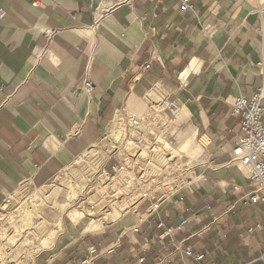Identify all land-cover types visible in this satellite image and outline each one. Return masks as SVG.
Returning a JSON list of instances; mask_svg holds the SVG:
<instances>
[{"label": "crops", "instance_id": "0c3cea01", "mask_svg": "<svg viewBox=\"0 0 264 264\" xmlns=\"http://www.w3.org/2000/svg\"><path fill=\"white\" fill-rule=\"evenodd\" d=\"M192 1L0 0V206L28 180L48 186L119 111L161 94L181 105L167 135L193 166L158 208L143 199L55 248L62 232L31 264L260 263L262 205L245 203L249 170L227 162L241 121L231 104L264 82V0Z\"/></svg>", "mask_w": 264, "mask_h": 264}, {"label": "bare ground", "instance_id": "6f19581e", "mask_svg": "<svg viewBox=\"0 0 264 264\" xmlns=\"http://www.w3.org/2000/svg\"><path fill=\"white\" fill-rule=\"evenodd\" d=\"M160 99L161 96L157 101L150 98L149 107L137 105L136 112L130 116L133 122L138 121L135 129H129L130 122L128 129L123 127V119L120 114H116L109 125L108 137L118 144L128 133L125 148L122 149L121 144L115 146L109 140L107 143L106 137L105 146L96 143L78 156L75 161L80 169L75 173L79 174L72 175L76 181L65 173L60 176V186H56L58 189H54L55 192L53 190L56 195L59 189L64 188L68 195L66 202L56 208L40 197L39 201L33 202L28 197L30 186L20 188L18 192H21L22 197L15 198L14 193L6 199L2 208L10 211L0 228V264H30L29 260L48 248L61 232H69L73 228H78L82 234L101 231L106 224L116 222L124 210L139 199L145 196L156 198L167 187L173 189L175 184L183 183L181 178L191 174L183 170H191L193 166L167 135L173 124L170 118L169 121L166 119L168 115L159 105ZM150 109L155 112L146 114ZM110 144L117 150V157L123 163L122 167H117V173H110L103 168L113 153V150L110 154L107 152ZM106 154L108 158L105 161ZM86 158L88 163L95 159L99 161L95 167L89 168V172L84 170ZM81 176L82 181H87L85 191L94 185L95 192H88L86 200L68 214L69 223L65 227L62 219L64 210L79 200V194L84 193V187L76 185Z\"/></svg>", "mask_w": 264, "mask_h": 264}, {"label": "built area", "instance_id": "2783aa9c", "mask_svg": "<svg viewBox=\"0 0 264 264\" xmlns=\"http://www.w3.org/2000/svg\"><path fill=\"white\" fill-rule=\"evenodd\" d=\"M157 2H164L167 0H156ZM178 4L183 10L193 9L194 3L192 0H172ZM7 12L4 9H0V20L6 16ZM86 90H91L93 88L92 82L85 80ZM159 105L162 106L163 111L168 115L170 120H173L178 114L181 105L176 100L169 99L166 95L161 94V99L159 100ZM231 109L234 114L241 117L239 124V136L234 144L231 152V159L227 162L229 166H235L239 169L249 170V179L252 186V190L246 199L245 203L250 204H260L262 205V213L264 216V82L257 88L251 97L238 96L234 98ZM135 125H138V121H134ZM129 136V135H128ZM107 137L106 132L103 134L101 139ZM110 141V140H109ZM117 151L113 148V152ZM115 154V153H114ZM115 157V158H114ZM114 158L116 164H112L111 169L107 168V164ZM120 158L116 155L111 154L108 161L104 165V170H108L110 173L114 170L117 172V167H122L123 163ZM112 170V171H111ZM183 171L188 172L190 169H184ZM102 173H104L102 171ZM192 175V174H191ZM182 177L183 183L175 184L173 189L166 188L163 194H157L156 201L153 206L159 207L160 203L170 200L171 198L178 195L182 190L188 188L189 183L192 181V176ZM96 183V181H95ZM94 183V184H95ZM93 186V185H92ZM95 192L94 191L92 194ZM15 192H8L6 199L13 195ZM150 198L145 196L143 199ZM5 199V200H6ZM131 204L127 207L123 215L130 213L134 206H136L141 200ZM210 208V206H209ZM138 218L141 220V216ZM185 220L179 224V228L183 227ZM263 228L261 222H257L254 225H248L246 230L247 233L253 234L256 230ZM133 230L137 231L138 226H133ZM92 251H95L94 249ZM185 255L188 257H193L195 260L200 261L203 258L201 253L196 254L192 246L185 247ZM144 261V256L140 259ZM259 264H264V255L260 256Z\"/></svg>", "mask_w": 264, "mask_h": 264}, {"label": "rangeland", "instance_id": "374dc122", "mask_svg": "<svg viewBox=\"0 0 264 264\" xmlns=\"http://www.w3.org/2000/svg\"><path fill=\"white\" fill-rule=\"evenodd\" d=\"M149 107V106H148ZM153 112H155V111H152V109H150L149 110V112H147L146 114H152ZM118 114H120V116H121V118L123 119V127H125L126 129H128V124H129V122H130V125H129V129L131 130V129H135L136 128V126H135V124H134V122L132 121V119L130 118V116H131V113L130 112H128V113H126V112H121V111H119L118 112ZM145 114V115H146ZM142 117V116H141ZM166 119L169 121V117H166ZM153 124V123H152ZM159 125L162 127V128H164L160 123H159ZM135 127V128H134ZM126 133H127V131H126ZM128 134V133H127ZM127 134H126V138L124 139V140H122L121 141V143H114V142H112V139L110 140L109 139V128H108V130H107V132H106V135H107V137H108V139L106 140L107 141V143H108V140H110L111 142H112V144L113 145H115V146H117V145H120L121 144V146H123V148L122 149H124L125 148V145H126V143H127ZM163 140V139H162ZM104 141H105V139L104 140H102V139H100L99 140V142L97 143V144H103L104 143ZM112 144H110L109 146H110V149L108 150V147L106 148V150H108L107 152L110 154V151L112 152V150H113V146H111ZM123 144V145H122ZM104 146H105V144H103ZM115 153V154H114ZM113 155H116L117 156V151H115V152H113L112 153ZM108 158V154H106V158H105V161H106V159ZM115 158V157H114ZM114 158H112L111 159V164H116V162H115V159ZM85 164V166H84V164ZM82 163V165L84 166V170L86 169L87 170V172H89V168L90 167H95L98 163H99V161L97 160V159H95L93 162H91V163H88V158H86V162H83ZM93 163V164H92ZM122 163V162H121ZM70 165V167L67 169V170H63L52 182H50L49 184H48V186H46V187H43V188H39V189H35V186L34 185H32V184H29V183H27V182H29V181H31V180H28V181H26V182H24L19 188H18V190L17 191H15V194H16V196H15V198H17V197H22L21 195V192H18L19 190H20V188L22 187V188H24L23 186H30L31 187V192L29 191V196L28 197H30L31 198V200H33V202H35V201H39V197L40 198H43V199H45V200H47V202L48 203H50V205H51V207L52 208H54L55 206H59V204L61 203H64V202H66L67 200H68V195H67V193H66V190L64 189V188H62V189H59V191H58V193L56 194V195H54V192H55V190L54 189H56L57 187L56 186H60V182H61V179H60V176H62V175H64L65 173H67V175L69 176V177H71L74 181H76V179H74L73 178V174L74 175H77V174H79V172L78 173H75V171L76 170H79L80 168H79V165H78V163H76V161L74 160L71 164H69ZM89 166V167H88ZM72 169L74 170V172L73 173H71L72 172ZM112 171V170H111ZM192 171H193V169H191L189 172L190 173H192ZM71 173V174H70ZM111 173H117L116 171H112ZM88 180V179H87ZM56 181V182H55ZM32 182V181H31ZM54 182V183H53ZM87 182V181H86ZM86 182H84V181H82V176L81 177H79V179H78V181H77V186H79V187H81V186H85L86 187ZM56 183H58L59 185H57ZM81 183V184H80ZM83 184V185H82ZM38 186V185H37ZM85 187H84V193L82 192V194H79L80 196H79V200L76 202V203H74V204H72V206H68L65 210H64V212H63V214H62V219H63V223H64V225H65V227H66V225L69 223V213L73 210V209H75L78 205H80L82 202H84L85 200H86V198H87V193L88 192H90V191H94V185L93 186H91V187H89V189H88V191H85ZM58 189V188H57ZM46 190V191H45ZM53 190H54V192H53ZM92 192H91V194H92ZM37 194V195H36ZM158 197V196H157ZM156 197V198H157ZM14 197H13V199H15ZM155 198V197H154ZM38 199V200H37ZM56 208V207H55ZM10 210H6V209H4V208H2V205L0 206V228H1V225L2 224H4L5 222H6V219L8 218V212H9ZM4 217V218H3ZM76 229V230H75ZM103 230H105V229H103ZM61 232V231H60ZM66 232V231H65ZM62 233V232H61ZM60 233V234H61ZM73 233V235H78V234H80V230L78 229V228H73L71 231H69V232H66V233H64V234H61V236H60V238H59V240H58V243H57V245H56V247L55 248H57V246L59 245V244H63V242H65L66 240H67V238L69 237L68 236V234H72ZM59 234V235H60ZM58 235V236H59ZM57 239V238H56ZM55 239V240H56ZM54 240V241H55ZM53 244V243H52ZM51 244V245H52ZM35 245V244H34ZM50 245V246H51ZM49 246V247H50ZM54 248V249H55ZM39 253V252H38ZM37 253V254H38ZM37 254H35L34 255V257L31 259V260H29V262H30V264L33 262V260H34V258L36 257V255ZM36 260H37V257H36ZM29 264V263H28Z\"/></svg>", "mask_w": 264, "mask_h": 264}]
</instances>
